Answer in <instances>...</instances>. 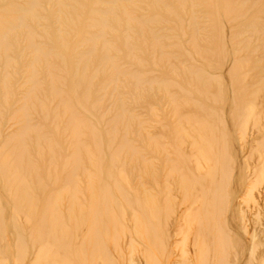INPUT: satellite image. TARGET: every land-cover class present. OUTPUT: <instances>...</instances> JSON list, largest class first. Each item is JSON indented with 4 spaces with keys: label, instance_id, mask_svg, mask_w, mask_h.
<instances>
[{
    "label": "rangeland",
    "instance_id": "obj_1",
    "mask_svg": "<svg viewBox=\"0 0 264 264\" xmlns=\"http://www.w3.org/2000/svg\"><path fill=\"white\" fill-rule=\"evenodd\" d=\"M11 3L26 5L24 0H0V11L3 5L11 9ZM31 18H24L23 30L5 34L11 60L5 64L0 58L8 86L0 85V162L13 153L23 160L12 173L21 175L20 183L0 171L3 227L9 229L17 186L22 196L32 194L21 210L24 216L34 212L24 223L29 242L48 201L62 214L71 197L84 212L94 205L93 223L84 222L75 235L95 232L100 247L116 260L113 264H146L140 253L152 254L151 247L119 231L127 228L131 215L151 225L143 207L154 199L167 255L176 264L192 262L193 248L178 230L196 202L183 198L180 191L188 187L178 180L180 172L191 178L206 166L188 164L180 154L181 143L186 148L199 128L188 131L182 117L218 122L228 106L224 73L229 70L233 115L248 127L247 141L236 140V145L248 161L246 147L264 135V0H38ZM29 44L45 56L36 58ZM254 115L260 118L255 128L250 123ZM16 134L21 145L13 152L16 141L6 142ZM3 142L7 146L1 148ZM252 151L250 170L260 169L262 152ZM173 161L179 172L172 169ZM239 184L234 198L229 185L223 189L232 195L229 205L240 220L238 232L228 235L233 242H245L244 255L255 246L264 252L263 189L252 190L242 177ZM201 186L205 197L207 186ZM248 191L252 196L245 204ZM210 211L206 208L203 216ZM251 221L258 226L244 231ZM64 223L72 242L73 229L67 219ZM49 230L43 228L40 248L54 239ZM111 236L117 242L111 243ZM115 250L122 251L121 257ZM135 250L139 253L132 254ZM229 261L234 262L232 256Z\"/></svg>",
    "mask_w": 264,
    "mask_h": 264
},
{
    "label": "bare ground",
    "instance_id": "obj_2",
    "mask_svg": "<svg viewBox=\"0 0 264 264\" xmlns=\"http://www.w3.org/2000/svg\"><path fill=\"white\" fill-rule=\"evenodd\" d=\"M24 1L26 4L25 6H19L11 3L13 5L11 9H7L5 7L6 5H3L2 8L4 9H1L0 11V13L9 12L8 17H1L0 14V58L5 64L6 62L9 63L11 60L8 56L10 45L8 39L4 37L5 34L14 30H23L24 18L35 17L38 0ZM30 38L31 35L28 34L27 40L30 41ZM227 40L229 41L230 38H227ZM29 46L31 48V52L36 58L45 56L44 51L40 48L35 47L32 44H29ZM2 74L3 73L0 72V80L3 81L0 85L3 88L8 89L6 84L7 79L3 80L4 77ZM224 80L227 85L226 93L228 96V106L223 114V117H220L218 122L217 119L215 120L214 118L213 123H206L197 120L192 116L182 117V121L187 123L189 126L187 129L188 131L196 125L199 128L194 136H191L190 138L189 132L186 131L185 134L189 138V144L186 148H184L181 143L180 154L184 156L186 163L195 166H200L202 164L203 166H206V169L199 175L191 178L180 172V179L178 180V183L185 184L186 187H188V189L185 187V190L182 189L180 191L181 195H184L183 198L188 202L190 197L196 202V207L191 209L189 215H186L181 219V227L178 230L179 235L182 236L184 244L187 243L188 246H192L194 260L192 262H180V264H230L232 262L229 261L231 256L234 259V262L231 264H254L255 261L264 264V252L259 253V251H257V247L255 246L251 248L252 252L250 255H244L243 246L245 242H233L228 235V233L234 234L240 229V220L236 216L232 207L230 208L229 204L232 203L235 193L240 190L239 179L241 177L243 179L245 178V181L248 182L252 190L262 187L263 190L260 193V200L261 202L262 200L264 201V135L260 136L256 140H253L252 144H250V141V145L248 144V147H246V152L250 157L248 158V161H243L242 152L244 151L237 147L236 140H239V144L247 141L245 139V134L246 131H248V127L245 128V120L240 119L241 123H238V119L233 115L236 108V102L233 99V94L229 88L232 81V75L229 70L224 73ZM210 93L214 94V92ZM254 110L255 108H253V111ZM262 110V114H264V106L262 107ZM192 112L193 110L190 111V113ZM250 119V123L255 128L257 119L256 115ZM259 119L260 118L257 119V122ZM243 121H245L244 124ZM11 141H16L13 148V152H15L16 148H19V145H21L20 135L16 134V136L9 137L6 143L9 144ZM6 143L2 144L3 146L1 145V148L7 146ZM255 148L256 150L262 152V164L259 166L260 169L254 168L250 170L249 162L253 157L252 150H255ZM22 161V157H15L14 153L12 157V155L9 154L7 158H3L0 162L1 174L11 175L14 172V167L18 168L19 163ZM172 165V169L179 172L180 167L177 163L173 161ZM143 166L147 170L149 169V167L144 163ZM12 177L19 178V183L22 178L19 174H12ZM201 182H204L207 186L205 197L203 195L204 191L202 189ZM226 185L230 186V192L232 191L231 194H233V198L232 195L231 198L230 196L224 195L223 189ZM189 187H193L191 192ZM90 188H92L93 191L92 183ZM19 190L20 188L17 186L16 197L18 200L14 204L15 211L9 218L10 226L8 225L9 229L7 231L3 227V219L0 214V264H7V260L5 258L6 251L4 249L6 243L3 242L6 238L9 240L7 245H9L10 249H8V251L11 252L10 254L12 255V261L10 264H113V262L116 261L110 259V252L108 249L100 247L97 235L95 232H92V230L90 232L87 231L88 233H84L85 231H83L80 236L75 235V230L78 231L82 228L84 222H87L88 225L86 224V226H89V223H93L94 205L84 212L81 207L78 208L75 205V202L71 197H69L70 206L64 208L62 214L59 212L60 209H57L56 205H52L48 201L46 210L43 212V217L37 219L34 226V228H37L39 231L33 232L34 235L32 236V242H29L28 236L25 235L26 229L24 223L28 218H30V220L33 219L32 215L34 212H28V215L24 216V213H22L21 210H23V208L25 209V206L28 205L27 199L32 200V198H30L32 194H25L22 196ZM92 191L90 194V200L94 197ZM39 195L41 194L39 193ZM170 195H173L171 191ZM250 196H252V193L251 191H248L246 196L247 201H245V204H248V200L251 198ZM255 205L252 206L253 209L255 208ZM124 206L127 207L128 202L124 203ZM158 207L159 206L155 203L154 199L149 201L146 207H143L144 214L147 212L150 213V217L147 216L146 219H148L151 225L142 221L140 217L131 215L130 218H128V221L126 220L127 228L121 226V230L119 232L122 235L128 234L131 238L135 236L138 238L140 245L147 244L151 247L150 251L152 254H143V252L140 253L146 264H159L156 260L157 258H160V260L162 259V264H176L174 259L166 253L163 241L164 236L161 235L160 232V222L158 219L160 210ZM206 208L211 211L204 217L203 213ZM226 210L227 213L225 217L220 219ZM166 211L169 213L170 210L168 207H166ZM244 214L245 212L241 214L243 218H245ZM114 217H116V215H114ZM5 219L7 218L5 217ZM62 219H67L69 221V228L73 229L72 242H69L70 236L66 230L67 225ZM117 219L118 218H114L112 220V224L114 226L118 225ZM249 224V226L243 228L244 231H246L248 227L256 228L258 226L257 222L251 221ZM44 227L50 229V235L54 234L55 237L52 239V242H49V247L40 248L39 241L40 239H43L42 234ZM115 238L112 236L110 237L111 243L117 242L115 241ZM88 239L91 241H88ZM148 239L150 240L149 242L147 241ZM135 243L137 244L136 241ZM181 248H184V245H182ZM115 253L120 257L122 255L121 250H115ZM134 253L139 252L138 250H135L132 254ZM129 264L131 263L129 262Z\"/></svg>",
    "mask_w": 264,
    "mask_h": 264
}]
</instances>
